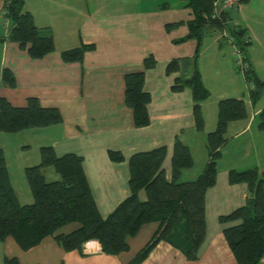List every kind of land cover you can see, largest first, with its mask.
<instances>
[{
  "label": "crops",
  "instance_id": "0c3cea01",
  "mask_svg": "<svg viewBox=\"0 0 264 264\" xmlns=\"http://www.w3.org/2000/svg\"><path fill=\"white\" fill-rule=\"evenodd\" d=\"M0 0V95L13 105H24L26 97H38L46 107H57L63 121L59 124L24 129L20 141L4 153L11 184L21 203L32 196L24 169L39 161V147L51 145L56 153L75 152L83 156V168L100 213L107 215L128 193L130 154L165 145L163 161L166 177L171 178V154L176 137L191 150L194 164L184 169L182 180L194 179L207 160L206 134L215 127L217 101L223 97L245 98L248 117L232 121L229 141L218 162L216 184L205 193V240L197 260H188L171 244L160 241L139 264H237L223 235L225 225L218 217L242 205L249 194L246 184H230V168L257 167L264 172V130L258 128V114L264 107V94L255 104L247 98L243 74L234 66L235 46L226 31L214 27L205 30L198 57L204 85L209 96L201 102L203 130H196L192 114V93L185 87L173 91L177 77L189 76L193 70L196 41L174 43L187 34L186 21L191 10L183 0H25L38 27L49 28L55 49L42 58H32L7 36L11 23L3 15ZM218 0L217 9H222ZM229 24L244 28L247 63L264 81V0H249L226 8ZM167 28L168 23H179ZM93 44L81 62H65L64 49ZM152 56L154 66L144 68V59ZM172 59L178 69L167 72ZM9 68L15 75V86L2 80ZM144 70L143 88L150 94L147 105L149 124L136 127L131 109L124 101V76ZM6 133V132H1ZM2 136V135H1ZM109 150L124 155L120 162L109 158ZM30 152L33 156L30 157ZM32 161V162H31ZM48 179L57 175L45 168ZM141 197L145 198L144 192ZM158 222L144 224L128 238L129 249L118 254L102 251L97 240L83 244L80 250H65L52 236L24 250L12 237L0 241V264L6 257H17L20 264H126L151 238ZM77 223L63 226L70 232ZM259 264H264V256Z\"/></svg>",
  "mask_w": 264,
  "mask_h": 264
},
{
  "label": "trees",
  "instance_id": "16d2710c",
  "mask_svg": "<svg viewBox=\"0 0 264 264\" xmlns=\"http://www.w3.org/2000/svg\"><path fill=\"white\" fill-rule=\"evenodd\" d=\"M183 1L185 7L190 8L192 18L186 21L187 34L175 39L174 43L187 39L196 41L194 67L189 76L176 78L172 90L190 88L194 125L200 131L204 128L201 102L208 98L209 90L203 83L197 62L207 28L226 31L229 42L241 52L246 65L243 76L248 85L247 98L251 104L264 94V81L247 63L249 42L244 39L245 29L229 24L227 10L218 12L215 0ZM248 1L238 0V3ZM24 4L25 0L3 1L4 17L11 23L7 38L30 57L42 58L55 49L53 35L49 28L35 24ZM180 23H168L167 28ZM93 48V44H80L62 50L60 56L65 62H81L85 52ZM154 64L152 56L144 59V68ZM177 69V59L168 62L167 72ZM2 80L11 87L16 84L14 73L7 67L2 71ZM124 83V101L132 111L134 126H147L150 122L147 105L151 97L143 88L144 70L126 73ZM247 117L245 98L223 97L217 101L215 127L206 134L207 160L200 173L191 180L181 179L183 170L192 167L194 159L189 146L178 137L172 146L170 179L163 168L167 153L165 145L130 154L127 159L129 193L105 216L100 213L87 180L82 155L75 152L58 155L53 146L41 145L38 163L24 169L32 201L21 203L11 184L5 153L0 147V241L10 236L22 249L28 250L43 238L52 236L68 251L80 250L85 242L97 240L102 251L118 254L129 249V237L144 224L155 221L159 225L151 238L126 264L142 262L160 241L179 249L188 260H197L206 234L205 193L216 184L218 162L229 141V124ZM258 120V128L264 130V107ZM62 121L59 108L43 106L38 97L28 96L25 104L19 106L0 95L1 132L16 133ZM108 155L112 161L124 160L119 150H109ZM45 168H51L57 178L48 179L43 172ZM227 179L230 184H246L249 194L242 205L218 217L225 225L223 235L237 264H259L264 256V172L257 167L230 168ZM142 192L145 198L141 197ZM70 223H77V228L70 232L59 231ZM3 264L20 262L17 257H6Z\"/></svg>",
  "mask_w": 264,
  "mask_h": 264
},
{
  "label": "built area",
  "instance_id": "2783aa9c",
  "mask_svg": "<svg viewBox=\"0 0 264 264\" xmlns=\"http://www.w3.org/2000/svg\"><path fill=\"white\" fill-rule=\"evenodd\" d=\"M221 1H222L223 4H222V9H220V10L217 9L218 0H215V2H214V6L216 7L218 12H220V11L226 9V8H229L231 6H235L236 7L237 4H239L238 0H221ZM5 12H6V9L3 8V15L5 14ZM225 35L227 36V39H228V33L227 32H225ZM228 40L231 42L230 39H228ZM234 66L242 74H243V72L246 69V65L243 62V56H242L241 52L239 50H237V49L234 51Z\"/></svg>",
  "mask_w": 264,
  "mask_h": 264
},
{
  "label": "rangeland",
  "instance_id": "374dc122",
  "mask_svg": "<svg viewBox=\"0 0 264 264\" xmlns=\"http://www.w3.org/2000/svg\"><path fill=\"white\" fill-rule=\"evenodd\" d=\"M19 141H20V138L18 137L17 134H11V133H1L0 134V146L3 145V146H5V148H7V150H9L8 154L10 157L12 154L11 151L13 150L14 147H16V145ZM32 154H33V152H30V157L33 156Z\"/></svg>",
  "mask_w": 264,
  "mask_h": 264
}]
</instances>
